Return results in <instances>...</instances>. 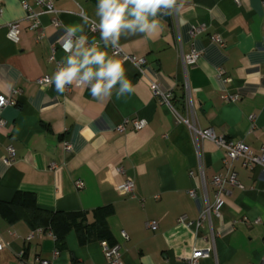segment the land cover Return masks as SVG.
<instances>
[{
  "label": "crops",
  "instance_id": "0c3cea01",
  "mask_svg": "<svg viewBox=\"0 0 264 264\" xmlns=\"http://www.w3.org/2000/svg\"><path fill=\"white\" fill-rule=\"evenodd\" d=\"M97 2L55 0V12L41 14L31 29L20 0H1L0 95L10 104L0 113L6 123L0 126V202H9L16 192L33 193L39 208L82 213L87 224L94 222V211L109 207L110 240L73 226L59 241L49 230L28 240L39 228L23 220L9 223L0 213V264H38L36 257L48 264H106L103 242L120 245L122 264H191L194 249L209 247L211 254L196 264H259L264 257V168H247L241 159L226 165L224 152L210 140H196L148 83L170 92L175 111L192 121L178 56L195 47L201 55L188 70V83L196 127L211 128L261 154L264 0H177L170 15L158 17L162 30L119 41L127 55L145 61L143 78L132 62L104 48L91 24L83 23L84 14L98 22ZM13 22L19 24L16 41L6 33ZM68 25H83L77 35L95 39L110 57L124 62L133 91L117 95V86L101 99L87 88L69 86L58 94L54 84H38L65 59L59 40ZM193 29L197 32L191 35ZM135 118L147 125L135 131ZM9 146L14 157L6 161ZM221 173H234L237 184L225 183L227 193L217 199L213 178ZM127 179L134 187L126 195L120 185ZM207 202L217 208L212 228L205 221L196 230L187 222L196 221ZM149 221H156L157 228L147 227Z\"/></svg>",
  "mask_w": 264,
  "mask_h": 264
},
{
  "label": "clouds",
  "instance_id": "9594fccd",
  "mask_svg": "<svg viewBox=\"0 0 264 264\" xmlns=\"http://www.w3.org/2000/svg\"><path fill=\"white\" fill-rule=\"evenodd\" d=\"M176 3L177 0H98L95 12L98 22L86 14L81 19L99 32L105 49L116 48L122 36L151 37L162 30L158 17L170 15ZM83 31V25L65 26L59 42L67 55L54 74L45 78L48 84H54L58 94L73 86L90 89L93 97L101 99L110 97L117 86V95L133 91L124 62L110 57L95 39L89 42L86 35H77Z\"/></svg>",
  "mask_w": 264,
  "mask_h": 264
},
{
  "label": "built area",
  "instance_id": "2783aa9c",
  "mask_svg": "<svg viewBox=\"0 0 264 264\" xmlns=\"http://www.w3.org/2000/svg\"><path fill=\"white\" fill-rule=\"evenodd\" d=\"M55 0H20L21 6L25 11L26 19L30 22V28L35 29L38 25L39 16L41 14H50L54 13L55 9L53 6ZM35 8H38L39 11L37 12ZM2 12V5L0 0V15ZM55 25H58L59 22L57 20L53 21ZM92 26V25H91ZM19 24L17 22L8 23L6 25V33L7 37L13 41H16L19 34ZM195 32H197V29H193L191 31V35H193ZM111 53L114 56L120 57L122 60H128L132 62L136 68L138 69L139 75L143 78L144 77V71L142 69V65L144 64L143 59H136L134 57H131L127 55L120 46L116 48H111ZM200 51H198L195 47H191L190 51L188 53H183L182 50L179 52V60L180 65L183 70L185 81H184V91H185V107L188 113L191 116L192 121H189L188 118L184 119L182 118L173 108L171 105V99L172 95L170 92L163 91L158 84L154 82H149L148 85L153 92L154 96L160 97L161 103L166 105L170 111L174 114L176 119L179 122H184L188 125V127L191 129L194 138L197 140L198 138L207 139L216 144L217 147H219L224 152V158L223 162L226 165H230L231 162L241 159L243 162V165L247 168H253L255 166H259L261 168H264V148H262L261 154H254L242 141H234L231 139H226L223 136H217L214 134L213 130L211 128L208 129H199L196 127L194 122V114H193V103L191 98V89L190 85L188 83V70L191 66L195 65L198 59L200 58ZM217 74L219 76H223V71L221 69H218ZM46 77H41L37 80L38 84H48L46 81ZM50 78V77H49ZM228 80V78L226 79ZM226 100L236 101V96L233 95H225L223 97ZM10 104V100L7 97H4L3 95H0V113L1 110ZM250 119H253V116H249ZM6 125V123L1 119L0 117V126ZM133 129L135 131L143 129L147 125V121L142 118H135L132 121ZM123 127L119 126L118 129L121 130ZM66 148H69V146L66 144ZM7 158L6 161H10L14 157V149L9 146L7 148ZM119 171L122 172V168L119 169ZM225 183H230L232 185L237 184L235 174L232 173L230 175H223L217 174L213 178V184L216 187V197L217 199L220 198L221 195L226 194L227 191L225 189ZM76 186L78 188H81L83 186L82 182H77ZM133 182L131 180H125L122 185H120V190L124 194H131L133 191ZM190 195L194 196L195 191L189 190ZM217 214V208L213 205H210L208 202L205 203L204 207H202L199 217L196 221H189L187 222L188 225H193L196 227L200 226L203 222L208 221L209 227H211V219L213 215ZM180 222H185V218L181 217ZM146 226L151 229L157 228L156 221H149L146 223ZM212 228V227H211ZM43 233L42 229H37L30 233L28 236V240H31L35 235L40 236ZM212 241L214 234L211 231L210 232ZM121 236L126 239L127 235L124 231L121 232ZM4 245L0 243V251L3 249ZM102 247L105 251L106 255V264H122L121 262V252H120V245L116 244L113 247H109L105 242L102 243ZM212 252V247H209L207 249H194L192 253V257L190 259L191 264H196L197 260L199 258L208 257ZM36 262L38 264H48V262L40 257H36ZM259 264H264V257H262Z\"/></svg>",
  "mask_w": 264,
  "mask_h": 264
},
{
  "label": "trees",
  "instance_id": "16d2710c",
  "mask_svg": "<svg viewBox=\"0 0 264 264\" xmlns=\"http://www.w3.org/2000/svg\"><path fill=\"white\" fill-rule=\"evenodd\" d=\"M0 213L9 223L23 220L33 228L51 231L59 241L73 226L85 231L83 234L94 235L97 239L110 240V234L105 223L106 216L110 213L109 207H102L94 211V222L82 223L84 214L65 213L41 209L36 204L33 193L16 192L9 202H0ZM82 217L78 222L77 218Z\"/></svg>",
  "mask_w": 264,
  "mask_h": 264
}]
</instances>
